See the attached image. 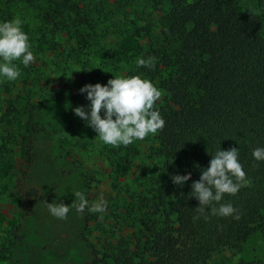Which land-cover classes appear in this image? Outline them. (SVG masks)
Returning <instances> with one entry per match:
<instances>
[{"label": "trees", "instance_id": "obj_1", "mask_svg": "<svg viewBox=\"0 0 264 264\" xmlns=\"http://www.w3.org/2000/svg\"><path fill=\"white\" fill-rule=\"evenodd\" d=\"M132 6L150 19L137 18L139 12L123 22ZM23 11L40 23L32 33L22 27L34 54L59 51L61 38L101 52L98 44L109 30L151 41L147 52H133L129 76L154 82L162 93L154 105L165 121L153 136L154 169H141L148 172L144 188L108 200L105 213L84 212L85 226L93 221L104 239L101 249L90 245L88 264H208L212 254L237 249L254 234L264 241V161L252 156L264 148V0L251 9L240 0H0V23ZM150 56L154 68L137 67L138 58ZM102 57L105 66L118 62L107 51ZM233 147L251 184L220 203H231L240 219L197 213L192 183L218 150ZM188 174L182 186L172 182ZM14 196L25 203L36 191L17 188ZM15 237L0 233L1 258Z\"/></svg>", "mask_w": 264, "mask_h": 264}, {"label": "rangeland", "instance_id": "obj_2", "mask_svg": "<svg viewBox=\"0 0 264 264\" xmlns=\"http://www.w3.org/2000/svg\"><path fill=\"white\" fill-rule=\"evenodd\" d=\"M240 4L251 9L256 0H240ZM121 10H117L120 16ZM125 12L123 22L133 20L139 12L143 16L137 18L150 19L141 6ZM17 18L30 33L40 25L28 11ZM57 40L62 45L59 51L33 53L36 59L27 67L14 61L20 71L17 80L0 77V233L3 238L8 232L16 236L8 256L0 257V264H88L90 245L96 249L103 246L95 223L90 220L85 226L84 213L78 214L74 208L66 220L57 219L43 202L79 203L73 195L77 191L85 195L89 206L101 196L106 201L119 199L124 190L144 188L147 178L142 176L148 172L141 169H154V135L113 148L99 142L94 130L73 112L78 106L87 110L90 104L86 93H79L80 88L130 77L133 52H139V47L142 53L147 52L151 41L109 30L98 44L102 51L91 52L79 45L72 47L65 38ZM105 51L115 55L116 66L102 65ZM17 188L33 189L36 196L23 203L14 196ZM84 212L93 215L88 209ZM263 259V238L254 234L237 249L212 254L208 264ZM106 264L113 263L106 260Z\"/></svg>", "mask_w": 264, "mask_h": 264}, {"label": "clouds", "instance_id": "obj_3", "mask_svg": "<svg viewBox=\"0 0 264 264\" xmlns=\"http://www.w3.org/2000/svg\"><path fill=\"white\" fill-rule=\"evenodd\" d=\"M22 23L19 18L0 23V77L7 81H15L20 76L14 61H20L27 67L36 59L30 51L29 37L22 30ZM135 63L137 67L152 69L155 67V58H138ZM79 93H86L85 98L90 104L87 110L78 106L73 112L86 121L87 126L94 130L99 142L104 145L113 148L121 145L127 147L135 140L155 135L164 127L165 121L154 108L162 93L147 79L139 76L116 77L109 79L106 85L86 84L79 89ZM252 156L256 161H264V148H255ZM238 157L237 147L220 149L210 159L207 169L201 170L200 178L192 183L190 192V196L199 202V206L195 208L197 213L203 215L210 212L219 217L240 219L238 210L231 203H220L225 194L235 195L240 188L251 184ZM171 179L174 184L182 186L191 179V175H174ZM73 195L79 203L75 200L71 205L43 203L50 215L60 220L67 219L71 208L81 215L85 209L92 213L106 212L107 201L103 196L89 206L82 192L77 191ZM205 208L210 210L205 211ZM198 218L199 216H195L193 220ZM204 218L207 220L208 216L205 215Z\"/></svg>", "mask_w": 264, "mask_h": 264}]
</instances>
